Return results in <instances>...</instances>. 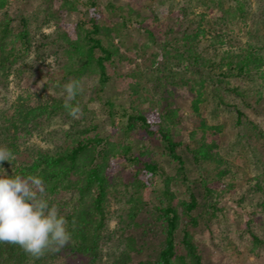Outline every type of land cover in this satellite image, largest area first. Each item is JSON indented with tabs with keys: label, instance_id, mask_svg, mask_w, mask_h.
<instances>
[{
	"label": "trees",
	"instance_id": "trees-1",
	"mask_svg": "<svg viewBox=\"0 0 264 264\" xmlns=\"http://www.w3.org/2000/svg\"><path fill=\"white\" fill-rule=\"evenodd\" d=\"M183 1L177 15L170 18L169 26L162 29L154 24L157 16L153 10L142 16L130 7L125 14L126 8L112 1L106 9L121 20L113 25L103 23L101 0H41L35 13L18 16L17 25L10 12L11 0H0V90L8 87L14 78L40 71L48 63L52 65L49 62L52 57L57 62L50 80L52 85L45 84L42 91H24L0 113V144L14 154L13 161H4L3 167L9 175L41 177L50 205L65 217L71 234L70 242L63 248L46 250L39 258L17 244L0 242V264H55L66 251L88 256L89 261L84 264H132L137 240L134 236L124 238L123 233L134 226L142 227L140 220L150 208L148 216L159 227V234H155L159 250L156 258L137 264H204L194 235L199 224L195 214L199 206L197 196L192 191L189 200H182L173 188L174 184L189 182L180 149L185 148L196 163L214 165V174L206 169L197 185H201L205 198L217 204L233 186L224 178L234 171L229 160L221 155L214 137L222 127L209 125L203 117L201 107L208 93L207 85L223 87L242 96L244 88L232 84L233 79L254 82L264 78V36L256 35L252 39L251 30L246 44L237 46L231 34L239 23L247 25L254 21L252 0ZM173 9L175 6L170 2L169 11ZM76 12L82 14L81 19L66 22V16ZM131 23L147 34V42L142 46L144 53L162 46L163 60L150 77L142 70L124 75L123 87L130 93L121 106L122 115L127 119L124 130L126 134L144 130L154 139L163 148L161 154L176 162L174 176H169L157 160L152 144L148 148L134 147L128 139L122 142L102 137L97 112L90 108L91 102L102 100L112 79L109 66L128 58L116 40ZM53 26L57 27L55 32H46ZM159 55L152 52L154 66ZM191 73L200 77H191ZM69 82L79 85L72 101L80 108L77 117L71 116L64 106V85ZM152 82L160 92L168 84L190 85L198 126L188 139L183 137L179 110L171 106L168 97H153ZM156 98V103L162 99L168 104L159 119L140 104ZM113 102L109 100L108 105L114 108ZM114 114V110L110 111L111 117ZM244 117V111L239 109L235 147L243 145L251 149L256 164L264 167L261 151L264 130L255 120ZM56 122L60 126L50 130ZM35 135L50 146L31 142ZM117 156L135 165L132 181H125L120 172H115L118 169L113 168V161ZM153 176H165L162 190L165 202L159 198V204L150 205L142 190H148ZM256 178V188L264 193L262 176ZM191 184L193 188L194 182ZM114 202L122 204L117 210L121 217L119 231L121 240L127 242V249L106 261L102 243L111 238L109 223ZM260 206L264 209V197ZM179 232L183 234L180 241Z\"/></svg>",
	"mask_w": 264,
	"mask_h": 264
},
{
	"label": "rangeland",
	"instance_id": "rangeland-1",
	"mask_svg": "<svg viewBox=\"0 0 264 264\" xmlns=\"http://www.w3.org/2000/svg\"><path fill=\"white\" fill-rule=\"evenodd\" d=\"M109 1H112L117 6L126 8L124 10L125 14H127V10L130 7L142 16L148 15L153 10L155 12L154 15L157 16L154 24L159 25L162 29H166L169 26L170 18L177 15L180 6L185 3L183 0H101L102 22L108 25H113L121 20L120 16H112L106 9ZM170 2L175 6L172 12L169 11ZM40 3L41 0H11L10 12L15 18V24L18 25L20 21L18 16L22 13L28 15L35 13ZM252 6L255 13L254 21L252 23L249 22L247 25L239 23L231 33L237 40V46L246 44L251 38V30L252 39H255L254 36L256 35L264 36V0H252ZM81 17L82 14L78 12L69 13L66 16V22L74 23ZM56 28V26H53L50 29H46V32H55ZM51 36H55V33H52ZM147 39L146 32L136 24L131 23L127 29H124L123 35L117 38L116 41L128 58L125 61H117L109 66L112 79L102 100L91 102L90 108L97 112L99 133L102 137H110L122 142H128V139L134 147L145 146V148H148L152 144L157 160L160 161L169 176H174L176 174V162L172 161L167 154H161L163 148L154 143V139L144 130L133 131L129 134H126L124 130L127 125V119L122 115L121 106L124 98L130 95L123 87L124 75L135 70H142L145 75L149 76L163 60L162 46L153 47L149 53H144L142 46L147 42ZM152 52L160 53L157 59L158 63L155 66L151 60ZM35 57L36 54L33 55V58ZM53 58L49 59V62L52 61V65L48 63L40 71L27 72L22 78H14L8 87L0 90V113L6 107H9V104L24 91H42V87L45 84L52 85L50 80L51 76L53 77L56 72L54 66L57 65L56 60ZM206 72L209 71H205V75H209ZM189 75L191 77H200V75L194 73ZM232 84L244 88V95H235L223 87H218L217 89L207 85L208 93L201 108L203 117L206 118L209 125L222 127V130L217 135L215 134L214 137L217 138L219 143L221 155L232 164L234 172L225 177L224 180L233 184V186L217 204L205 198L201 191V185H197V183L206 174V169L214 174V165L196 163L192 155L185 148H182L180 152L185 160L189 182L174 184L173 188L182 200H189L192 191L197 196L199 206L195 214L199 218V224L195 228L194 235L202 253L204 264H264V209L260 206L264 193L256 188L257 175L262 176L264 182V167L256 164V158L252 154L251 149H246L243 145L235 147L239 133V129L236 126L239 109L244 111L245 119L255 120L264 130V78L256 79L254 82L246 78L233 79ZM189 86L182 87L168 84L165 91L160 92L155 90V83L152 82L150 84L151 90H154V98L162 95L168 97L171 106L179 110V121L183 137L186 139L189 138L190 132L198 126V119L193 114L192 109L194 94ZM47 91L50 92V88ZM109 100L114 101V108L108 105ZM156 100L158 99H146L141 101L140 104L151 115L154 114L159 119L168 104L165 100L162 101L161 99L159 103H156ZM113 110L115 114L114 117H111L110 111ZM59 126L60 124L56 122L50 126V130ZM31 142L41 143L45 147L50 146L49 142L43 141L42 137L38 135H35ZM261 151L264 155V147L261 148ZM113 162V168L118 169L115 172H120L125 181L133 180L132 170L135 167L133 163L126 161L121 156H117ZM163 178L165 176H153L148 190H142L143 197L150 201V205L152 203L159 204V198H162L165 202L162 194L165 186ZM191 182H194L193 188L191 187ZM120 205L122 204L114 202L111 206L113 211V217L109 223L111 238L106 239L102 243L103 259L106 261L127 249V242L124 239L121 240L122 234L119 231L121 217L117 210ZM150 210H145L147 215L140 220L141 223L143 222L142 227L134 226L123 233L124 238L134 236L137 240V250L133 252L132 264L157 257L159 245L155 234H159V227L148 216V213L151 212ZM182 235V232H179L178 241L182 239ZM88 261L89 257L86 255H72L66 251L61 254L55 264H84Z\"/></svg>",
	"mask_w": 264,
	"mask_h": 264
},
{
	"label": "clouds",
	"instance_id": "clouds-1",
	"mask_svg": "<svg viewBox=\"0 0 264 264\" xmlns=\"http://www.w3.org/2000/svg\"><path fill=\"white\" fill-rule=\"evenodd\" d=\"M78 87L76 82L64 85V106L73 117L80 112L79 106L72 103ZM13 159L11 149L0 144V242L17 244L39 258L46 250L63 248L71 234L65 217L50 205L41 177L8 174L3 162Z\"/></svg>",
	"mask_w": 264,
	"mask_h": 264
}]
</instances>
